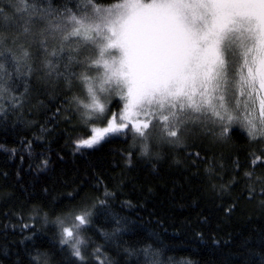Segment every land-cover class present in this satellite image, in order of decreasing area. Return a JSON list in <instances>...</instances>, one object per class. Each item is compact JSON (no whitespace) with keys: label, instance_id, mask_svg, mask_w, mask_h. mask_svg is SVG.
<instances>
[{"label":"trees","instance_id":"16d2710c","mask_svg":"<svg viewBox=\"0 0 264 264\" xmlns=\"http://www.w3.org/2000/svg\"><path fill=\"white\" fill-rule=\"evenodd\" d=\"M33 2L29 24L13 0H0V264H264V138L231 127L218 109L223 120L209 110L181 119L176 137L157 113L145 137L129 124L78 147L124 103L113 99L103 119L83 115L81 81L58 76L63 63L51 75L46 67L62 43L49 22L79 16V0H28L29 12ZM50 7L61 15L41 19ZM73 225L79 256L62 243Z\"/></svg>","mask_w":264,"mask_h":264},{"label":"snow or ice","instance_id":"6c2138e0","mask_svg":"<svg viewBox=\"0 0 264 264\" xmlns=\"http://www.w3.org/2000/svg\"><path fill=\"white\" fill-rule=\"evenodd\" d=\"M13 4L17 5L14 11L28 13L26 23H32V16L39 13L34 2L32 12L28 0H13ZM77 10L79 16H70V30L49 22L51 32H60L62 40L60 48L49 53L56 58L46 62L49 75L63 63L64 72L57 75L64 76L69 84L72 77L81 81L90 102H77L86 110L83 115L88 120L103 119L107 112L94 81H99V92L115 94L124 101L119 116L113 114L106 126L92 127V135L81 140L78 147L91 148L110 133L123 132L129 124L145 137L151 119L133 120L141 114L155 117L160 113L170 137L177 136L176 125L183 123L181 115L188 112L210 110L223 120L218 111L223 109L232 122L238 117L230 111L226 97L235 90L246 97L243 102L236 99L235 104L237 109L244 104L248 135L252 139L264 137V0H110L107 4L79 0ZM54 12L61 15L50 7L40 18ZM0 19H7L2 7ZM73 37L78 39L71 51L79 53L81 47L91 45L92 54L83 59L64 56L63 42ZM73 64L84 67L75 73ZM91 69H96L94 75H89ZM76 219L80 225L87 222L86 215ZM78 227H65L62 240L73 243L77 256V245L83 243L78 234L74 237Z\"/></svg>","mask_w":264,"mask_h":264},{"label":"rangeland","instance_id":"374dc122","mask_svg":"<svg viewBox=\"0 0 264 264\" xmlns=\"http://www.w3.org/2000/svg\"><path fill=\"white\" fill-rule=\"evenodd\" d=\"M74 13H71L70 15H68V17H66L64 20L62 19L61 21L62 22H64V24H62V26H67V28L70 30L71 29V27H72V24H71V21H70V16L71 15H73ZM52 33V32H51ZM54 34H56V36L55 37H61V33L60 32H57V33H54ZM78 38H76V37H73V39H71L70 40V42L69 41H67V42H65V44H64V46H66L67 48H68V50H70V48L69 47H72V48H75L77 45L75 44V41L77 40ZM91 48V45H89V46H87V47H81V49H80V51H79V53L80 54H84V53H86V51H87V53H91L90 51H89V49ZM29 53V52H28ZM75 54H78L77 52H74ZM91 55V54H90ZM30 56V54L28 55V57ZM27 57V59H26V57L24 56V55H20V56H18L17 57V60H18V62L20 63V64H22L21 66H18L17 65V68H20V69H23L25 66H27V64L25 63L26 62V60H29V58ZM26 68V67H25ZM20 69L17 71V73L20 71ZM101 71H102V69H101ZM95 72H96V69H91V70H89V75H94L95 74ZM98 85H99V81H94V88L96 89V91H97V95L99 96V98H100V100H101V102L102 103H104L105 105H106V109H107V112H108V110H109V106H110V104H111V102L113 101V99L115 100V99H118L119 101H121L122 103H124V101L123 100H121L120 99V97L119 96H117V95H115V94H110V93H101V92H99V87H98ZM105 87H108V85H105ZM1 92H3V91H1ZM82 97H83V101H84V103H89L90 102V97H88V95H87V91H86V89H84V96H83V94H82ZM240 98V95H239V91L238 90H235L234 91V93H230L227 97H226V101H227V105H228V107H229V109L230 110H233L234 109V105H235V101H236V99H239ZM215 103H219V101H214ZM124 105V104H123ZM250 106V105H249ZM257 109H258V104H257ZM123 110H121V112H122ZM107 112H106V114H107ZM242 112V113H241ZM105 114V115H106ZM164 114H167V112H165ZM204 113H191V112H188V113H186V114H182L181 115V119H183V118H192V117H195V116H199V115H203ZM237 114V112H235V114L234 115H236ZM257 114H258V112H257ZM158 115H160V113H158ZM244 115H246V113L244 112V106L243 107H241V108H239V112H238V114L236 115V117H238V119H235L234 120V122H233V125L231 126V127H233V128H239V129H241V130H243V131H245V132H248V126H247V122L246 121H244V119H243V117H244ZM119 116V115H118ZM212 116H214L213 114H212V112L209 110V114H208V117H212ZM160 117V116H159ZM158 117V118H159ZM135 118H138L139 119V121H147L149 118L147 117V116H144L143 114H141L140 116H137V117H135ZM153 119V118H152ZM155 120V119H154ZM210 120H212V121H214V120H216V118H213V119H210ZM157 121V120H156ZM151 122H153V120H151ZM158 123H160L161 125H162V129H164V123L162 122V120L159 118V121H157ZM100 124H102V123H100ZM106 124H107V122H106ZM257 124H258V122H257ZM150 125V124H149ZM94 127H97V126H94ZM230 128V126L229 127H227L225 130H223V133L227 130V129H229ZM258 128H259V124H258ZM260 138H264V137H260ZM89 231V230H88Z\"/></svg>","mask_w":264,"mask_h":264}]
</instances>
